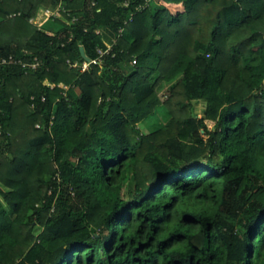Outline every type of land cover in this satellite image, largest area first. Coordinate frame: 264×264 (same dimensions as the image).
Segmentation results:
<instances>
[{
    "label": "trees",
    "instance_id": "trees-1",
    "mask_svg": "<svg viewBox=\"0 0 264 264\" xmlns=\"http://www.w3.org/2000/svg\"><path fill=\"white\" fill-rule=\"evenodd\" d=\"M0 264H264V0H0Z\"/></svg>",
    "mask_w": 264,
    "mask_h": 264
},
{
    "label": "rangeland",
    "instance_id": "rangeland-1",
    "mask_svg": "<svg viewBox=\"0 0 264 264\" xmlns=\"http://www.w3.org/2000/svg\"><path fill=\"white\" fill-rule=\"evenodd\" d=\"M54 25H55V23L52 22V21H46V22H44V27H45V28L53 29ZM34 64H35V63H34ZM86 64H87V62H86V63L83 62V65H86ZM162 88H163V89L159 90V94L163 97V96H164V91H165V90H164V89H165V85H163ZM195 109H196L198 112H201L202 109H203V105H202V103H201V102L197 103L196 106H195ZM163 114H164V113H156L155 117H156L159 121H161V119H162V120H165L166 117H165V115H163ZM155 117L152 116V119H151V117H150L149 119H150V120H153V119H154L153 122H155ZM146 122H147V121H141V122H138V123H137V126H138L139 128H141V129L145 130V128H146Z\"/></svg>",
    "mask_w": 264,
    "mask_h": 264
},
{
    "label": "built area",
    "instance_id": "built-area-1",
    "mask_svg": "<svg viewBox=\"0 0 264 264\" xmlns=\"http://www.w3.org/2000/svg\"><path fill=\"white\" fill-rule=\"evenodd\" d=\"M132 62H135V59H133L132 60ZM84 63H86V61H84ZM36 64V63H35ZM34 63H33V65H35ZM83 65V64H82ZM87 66V64L86 65H83V67H86ZM43 98V97H42Z\"/></svg>",
    "mask_w": 264,
    "mask_h": 264
},
{
    "label": "water",
    "instance_id": "water-1",
    "mask_svg": "<svg viewBox=\"0 0 264 264\" xmlns=\"http://www.w3.org/2000/svg\"><path fill=\"white\" fill-rule=\"evenodd\" d=\"M80 49H81L82 53L84 54V50H83V47H82V46H80ZM84 55H85V54H84Z\"/></svg>",
    "mask_w": 264,
    "mask_h": 264
},
{
    "label": "clouds",
    "instance_id": "clouds-1",
    "mask_svg": "<svg viewBox=\"0 0 264 264\" xmlns=\"http://www.w3.org/2000/svg\"><path fill=\"white\" fill-rule=\"evenodd\" d=\"M134 63V62H133Z\"/></svg>",
    "mask_w": 264,
    "mask_h": 264
}]
</instances>
